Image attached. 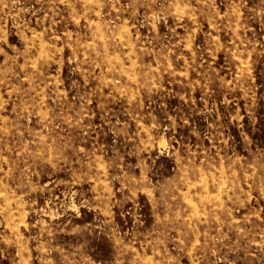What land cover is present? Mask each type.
<instances>
[{"label":"rangeland","instance_id":"obj_1","mask_svg":"<svg viewBox=\"0 0 264 264\" xmlns=\"http://www.w3.org/2000/svg\"><path fill=\"white\" fill-rule=\"evenodd\" d=\"M0 264H264V0H0Z\"/></svg>","mask_w":264,"mask_h":264}]
</instances>
